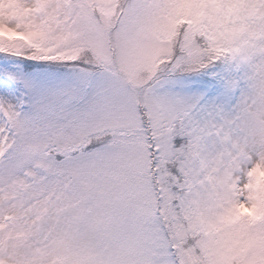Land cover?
<instances>
[{"label": "snow or ice", "instance_id": "1", "mask_svg": "<svg viewBox=\"0 0 264 264\" xmlns=\"http://www.w3.org/2000/svg\"><path fill=\"white\" fill-rule=\"evenodd\" d=\"M16 2L0 264H264V0Z\"/></svg>", "mask_w": 264, "mask_h": 264}, {"label": "rangeland", "instance_id": "2", "mask_svg": "<svg viewBox=\"0 0 264 264\" xmlns=\"http://www.w3.org/2000/svg\"><path fill=\"white\" fill-rule=\"evenodd\" d=\"M23 5L18 4L16 0H0V23L7 22L18 14H22ZM21 63L18 60H8L0 58V67H13L15 64ZM26 71V70H25ZM31 72H36V69L29 70ZM264 178V173L261 174Z\"/></svg>", "mask_w": 264, "mask_h": 264}, {"label": "trees", "instance_id": "3", "mask_svg": "<svg viewBox=\"0 0 264 264\" xmlns=\"http://www.w3.org/2000/svg\"><path fill=\"white\" fill-rule=\"evenodd\" d=\"M0 58H2V59H3V57H2V56H0ZM19 62H21L22 64H25V65H26V64H30V63H34V62H30V61H29V62H23V61H19ZM25 70H26V71H29V69H28L27 67H25ZM31 70H32V69H31Z\"/></svg>", "mask_w": 264, "mask_h": 264}]
</instances>
